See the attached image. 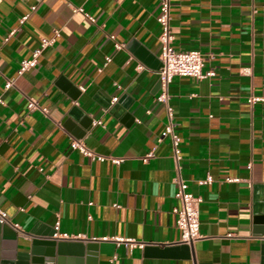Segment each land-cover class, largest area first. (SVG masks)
I'll return each mask as SVG.
<instances>
[{"label":"crops","instance_id":"0c3cea01","mask_svg":"<svg viewBox=\"0 0 264 264\" xmlns=\"http://www.w3.org/2000/svg\"><path fill=\"white\" fill-rule=\"evenodd\" d=\"M159 13L160 0H0V206L21 225L19 250H30L32 229L59 222L57 238L98 241L97 264H264L252 232L264 208V0H173L174 44L202 50L204 69L217 71L169 85L180 171L170 138L158 140L168 120L159 66L129 46L161 60ZM29 97L49 113L30 109ZM73 137L106 158L74 148ZM179 173L202 197V236L189 254L148 250L181 239Z\"/></svg>","mask_w":264,"mask_h":264},{"label":"built area","instance_id":"2783aa9c","mask_svg":"<svg viewBox=\"0 0 264 264\" xmlns=\"http://www.w3.org/2000/svg\"><path fill=\"white\" fill-rule=\"evenodd\" d=\"M172 3L173 0H160V13L158 15V20L162 24V31L159 35L161 41V51L160 59L162 64L156 69L160 81V92L157 95V99L165 102L168 120L164 129L158 136V140L161 141L165 137H169L173 147V156L177 164V169L180 171V160L182 158L181 149V134L178 130V122L175 119V109L170 103L171 93L169 90V85L173 80L175 75H187L192 76L197 79H202L207 76L216 75L217 71L215 67H210L204 69L205 54L200 49H182L178 48L174 42V33L171 27V17H172ZM83 9L82 7H78ZM76 8V9H78ZM92 20H96L94 15L88 14ZM25 17H23L24 19ZM15 29L11 31L14 32ZM61 30L59 28L55 29V35L52 37H42L41 48H37L33 51L32 56L23 58L20 62L18 68V74L23 73L26 69L35 66L38 62V55L43 46L53 42L58 35H60ZM109 37L116 39L115 33H108ZM117 48L125 47L124 42L115 41ZM111 56H107V61L111 60ZM139 68L145 66L144 63H139ZM14 84V79L9 78L5 82V88H9ZM118 98L117 95L112 97V101ZM259 98L257 96H251L250 101ZM0 102H4L2 95L0 94ZM28 106L30 109L39 108L45 113H49L48 107L39 103V101L34 97H29ZM97 123H103L102 119L95 120ZM71 144L74 148L80 149L82 152L89 154L93 157L104 159L106 155L95 152L91 149L82 138L73 137ZM154 155V150L149 151L144 159H148L150 156ZM115 161H119V158H114ZM178 178V188L176 190L175 196L179 198L180 205L174 207V211L177 213L176 223L181 229V239L178 242H185L187 244H194L201 236V221H200V202L202 200L201 195L195 194L189 189V182L184 179L180 173ZM213 176L211 174L207 177L200 179V183H209L213 181ZM227 179L232 180L234 177H227ZM0 220L2 222H8L14 225L16 228L21 230V225L18 223H13L5 209L0 206ZM55 228H59V222L56 223ZM67 235V233H66ZM69 236V235H67ZM119 240H123L124 237H117ZM131 245L135 244L133 241Z\"/></svg>","mask_w":264,"mask_h":264},{"label":"water","instance_id":"95a60500","mask_svg":"<svg viewBox=\"0 0 264 264\" xmlns=\"http://www.w3.org/2000/svg\"><path fill=\"white\" fill-rule=\"evenodd\" d=\"M131 48L146 62L160 66L159 58L141 46L136 40L130 43ZM67 85V86H66ZM66 87H72L67 83ZM56 228L38 227L31 230L32 240L30 250H19V231L8 222L0 220V264H63L67 259L82 264L86 254L87 264L98 262V241L80 239L76 237L55 236ZM253 234L261 239V248L264 253V208L253 216ZM183 247V248H181ZM192 244L173 242L161 247L159 243H148L147 249L155 252H173L184 249L187 254Z\"/></svg>","mask_w":264,"mask_h":264}]
</instances>
